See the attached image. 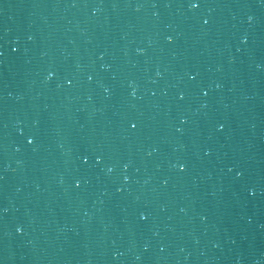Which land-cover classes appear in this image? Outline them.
<instances>
[{"label": "water", "instance_id": "1", "mask_svg": "<svg viewBox=\"0 0 264 264\" xmlns=\"http://www.w3.org/2000/svg\"><path fill=\"white\" fill-rule=\"evenodd\" d=\"M199 4L0 0V264H264V0Z\"/></svg>", "mask_w": 264, "mask_h": 264}, {"label": "snow or ice", "instance_id": "2", "mask_svg": "<svg viewBox=\"0 0 264 264\" xmlns=\"http://www.w3.org/2000/svg\"><path fill=\"white\" fill-rule=\"evenodd\" d=\"M188 3H189V6L191 7V8H198L199 6H200V4H199V0H188ZM205 23H207V21H205ZM205 95H207V93H205ZM181 99H183V97H181ZM131 127L133 128V129H135L136 127H137V125L135 124V123H132L131 124ZM28 143L29 144H32L33 143V140H28ZM83 162L85 163V164H87L88 163V160H87V158H85L84 160H83ZM97 163H99V160H97ZM181 171H183L184 169H183V167H181V169H180ZM77 187H79V185H77ZM144 218H146V217H144Z\"/></svg>", "mask_w": 264, "mask_h": 264}, {"label": "clouds", "instance_id": "3", "mask_svg": "<svg viewBox=\"0 0 264 264\" xmlns=\"http://www.w3.org/2000/svg\"><path fill=\"white\" fill-rule=\"evenodd\" d=\"M109 171H111V169H109Z\"/></svg>", "mask_w": 264, "mask_h": 264}]
</instances>
